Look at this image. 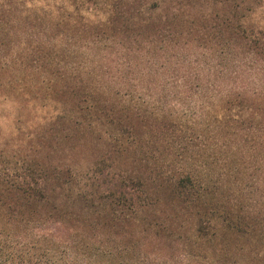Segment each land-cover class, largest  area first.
<instances>
[{"label": "trees", "instance_id": "obj_1", "mask_svg": "<svg viewBox=\"0 0 264 264\" xmlns=\"http://www.w3.org/2000/svg\"><path fill=\"white\" fill-rule=\"evenodd\" d=\"M260 2L0 0V264H264Z\"/></svg>", "mask_w": 264, "mask_h": 264}, {"label": "rangeland", "instance_id": "obj_2", "mask_svg": "<svg viewBox=\"0 0 264 264\" xmlns=\"http://www.w3.org/2000/svg\"><path fill=\"white\" fill-rule=\"evenodd\" d=\"M252 18L264 28V0L258 4ZM0 93H3L1 88ZM20 105L16 100H7L3 95L0 96V161L4 160L3 164L6 166L14 165L8 157L23 154L27 147L26 132L30 130V122L33 121H18L19 117L23 119L21 115L24 113Z\"/></svg>", "mask_w": 264, "mask_h": 264}]
</instances>
